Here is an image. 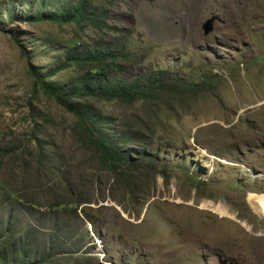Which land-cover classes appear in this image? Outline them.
Masks as SVG:
<instances>
[{
    "label": "rangeland",
    "instance_id": "rangeland-1",
    "mask_svg": "<svg viewBox=\"0 0 264 264\" xmlns=\"http://www.w3.org/2000/svg\"><path fill=\"white\" fill-rule=\"evenodd\" d=\"M26 1L0 0V185L12 195L0 227L13 211L18 227L40 225L61 202L76 207L100 264H264V0H109L100 31L19 22L39 2ZM73 40L122 50L113 77L162 71L181 91L148 104L91 99L128 133L124 147L142 149L131 158L152 165L108 171L74 116L33 94L29 69L46 73ZM40 151L52 162L40 166Z\"/></svg>",
    "mask_w": 264,
    "mask_h": 264
},
{
    "label": "trees",
    "instance_id": "trees-1",
    "mask_svg": "<svg viewBox=\"0 0 264 264\" xmlns=\"http://www.w3.org/2000/svg\"><path fill=\"white\" fill-rule=\"evenodd\" d=\"M17 1L22 4L27 2L12 0ZM108 4L109 0H39L33 12L20 18L19 22L31 24L49 21L60 25L72 24L78 29L92 26L100 31L106 27L105 11L102 10ZM7 12L9 15L14 13L11 9ZM70 43L65 45V51L60 53V58L56 59L46 73L33 67L29 69L33 79V94L41 92L74 116L79 134L94 147L99 163L108 171L119 175L120 169L136 168L142 164L152 165L153 161L144 156L131 158L132 152L137 155L142 149L124 147L131 140L128 133H117L115 119L105 115L91 99L119 102L123 105L136 102L148 104L150 101L159 102L164 91L169 92L166 95L168 97L174 95L173 91L180 94L181 91L173 87L165 88L162 71H155L148 77L138 75L133 81L111 76L119 68L117 62H125L128 58L119 48L81 49L78 40H73L74 45ZM70 69L77 72L64 85L48 80L59 72ZM38 147L41 148V145ZM137 149L139 151H134ZM42 154L40 151V166L52 162V158L44 159ZM5 196L7 198L12 195H7L0 185V201ZM80 204L81 201L77 202V205ZM36 207L31 203L21 212L31 219L34 215L30 209ZM46 210L37 220L40 225L31 222L27 227H18L14 222V211L1 225L0 264H57L55 262L62 258L70 260L67 264H100L98 257L90 252L91 237L87 229L84 230V223L78 216L76 207L67 208L64 203L55 202L54 206ZM76 223H80V226ZM18 230H21V235ZM78 256L81 258H77Z\"/></svg>",
    "mask_w": 264,
    "mask_h": 264
},
{
    "label": "water",
    "instance_id": "water-1",
    "mask_svg": "<svg viewBox=\"0 0 264 264\" xmlns=\"http://www.w3.org/2000/svg\"><path fill=\"white\" fill-rule=\"evenodd\" d=\"M214 18H208L203 24H202V31L204 36H208L213 31L214 27Z\"/></svg>",
    "mask_w": 264,
    "mask_h": 264
},
{
    "label": "bare ground",
    "instance_id": "bare-ground-1",
    "mask_svg": "<svg viewBox=\"0 0 264 264\" xmlns=\"http://www.w3.org/2000/svg\"><path fill=\"white\" fill-rule=\"evenodd\" d=\"M253 196H255V195L252 194V195H251V198H249L250 204L254 203L253 200H255V199H252ZM251 200H252V201H251ZM259 200H260V203H261V204H260V211H261L262 215L264 216V203H263L264 199L261 198V199H259Z\"/></svg>",
    "mask_w": 264,
    "mask_h": 264
}]
</instances>
